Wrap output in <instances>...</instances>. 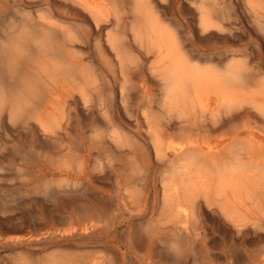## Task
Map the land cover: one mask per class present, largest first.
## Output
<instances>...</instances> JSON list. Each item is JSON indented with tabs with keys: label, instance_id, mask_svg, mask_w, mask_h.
I'll return each instance as SVG.
<instances>
[{
	"label": "bare ground",
	"instance_id": "1",
	"mask_svg": "<svg viewBox=\"0 0 264 264\" xmlns=\"http://www.w3.org/2000/svg\"><path fill=\"white\" fill-rule=\"evenodd\" d=\"M66 1L72 6L89 10L99 31L104 29L105 23L114 25V29L106 35V43L115 52L120 67L118 74L108 61L105 60L104 64L116 79L122 81V97L133 99L141 96L145 124L143 137L151 142L156 164L163 166L159 179L154 178L155 199L150 212L151 220L146 223L150 240L154 243L155 240H173L178 245L187 244L189 250H195L199 244L205 245L208 233L201 226L203 210L219 214L224 222L223 231L227 226L239 233L249 224L256 228L264 227V81L235 60L223 63L213 58L205 59L199 54L192 55L188 45L171 29L170 24H165L155 12L152 0ZM248 2L257 15L262 12L260 16H264V0ZM197 7L201 9L199 20L202 29L217 26L206 3ZM47 10L50 12L41 11L11 44L8 66L13 69V64L19 63V70L22 69L25 75L12 82L1 68L0 112H7L11 117L33 118L46 135H57L68 129L72 106L79 102L92 106L89 103H94V99L100 97L101 89L94 65L87 64L86 55L83 58L78 53L81 34L77 26L69 22L75 18L60 14L63 18L55 19L54 12L50 8ZM26 34L29 36L26 37ZM98 46L100 57L105 58L103 45L99 42ZM132 46L144 55L142 59L134 55ZM147 65L149 73H145ZM139 78L142 83L136 82ZM149 83H153L151 87ZM112 127L113 134L110 136L118 144L123 134ZM130 148L135 158L121 188L128 195L130 203L140 209L144 190H141L139 183L146 180L144 173L148 172L149 164L139 161L136 146L131 145ZM66 157L68 161L75 160V156L70 154ZM80 159L84 157L80 156ZM148 198L146 196V200ZM142 212L138 215L145 216L149 210ZM94 227L97 228L96 225ZM136 241L131 234L124 238L130 251L143 255L141 251H135ZM262 253H259V264H264V251ZM59 260L54 264H77ZM80 264L112 263L107 256H102Z\"/></svg>",
	"mask_w": 264,
	"mask_h": 264
},
{
	"label": "rangeland",
	"instance_id": "2",
	"mask_svg": "<svg viewBox=\"0 0 264 264\" xmlns=\"http://www.w3.org/2000/svg\"><path fill=\"white\" fill-rule=\"evenodd\" d=\"M204 1L152 0V4L165 24H170L171 29L188 45L192 55L199 54L205 59L213 58L223 63L235 60L264 81L262 12L257 15L249 0ZM203 3L210 7L217 21V26L206 31L200 25L201 9L197 7ZM47 8L54 12L55 19L63 18L61 15L75 18L69 22L75 24L81 34L78 53L83 58L86 55L87 64L94 65L99 78L100 97L97 96L94 103H89L92 105L90 107L83 102L74 104L68 129L57 135H46L33 118L11 117L7 112H0V152L3 151L0 153V264H54L59 258L78 264L102 256H107L112 264H259V256L264 251V227L256 228L249 224L239 233L227 226L223 231L222 218L210 210H203L201 217V226L208 233L205 245L199 244L195 250H189L187 244L178 245L173 240H155V243L150 240L151 234L146 230V223L151 220L150 212L155 199L154 178L159 179L163 166L156 164L151 142L143 137L145 124L141 96L133 99L122 97V81L116 79L104 64L105 60L108 61L118 74L120 67L115 52L106 43V35L114 29L113 24L105 23L104 29L99 31L89 10L72 6L66 0H0V72L2 68L12 82L25 75L22 69L19 70V63L13 64V69L9 68V49L20 31L33 23L41 11L50 12ZM127 23L130 25V22ZM99 42L103 45L105 58L99 55ZM132 49L134 55L142 59L144 55L136 47L132 46ZM145 73H149L148 65ZM136 82L142 83V79ZM152 84L149 83V86ZM112 125L124 137L118 144L110 136L113 134ZM131 145L138 149L139 161L149 164L148 172L144 173L146 180L139 183L141 190H144L140 209L130 203L128 195L121 188L135 158ZM67 154L75 156V160H66ZM80 156L84 159H80ZM146 196H149V202ZM145 209L149 210L148 214L139 216ZM110 225L116 227L111 228ZM129 234L137 240L135 251L139 250L143 255L130 251L125 245L124 238ZM62 253L65 255L62 256Z\"/></svg>",
	"mask_w": 264,
	"mask_h": 264
}]
</instances>
